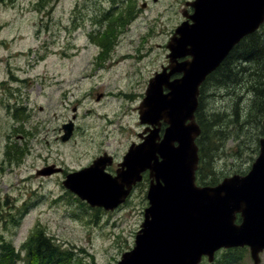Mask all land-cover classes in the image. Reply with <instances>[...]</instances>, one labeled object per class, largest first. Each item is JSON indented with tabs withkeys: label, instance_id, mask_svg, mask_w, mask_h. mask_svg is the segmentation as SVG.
<instances>
[{
	"label": "rangeland",
	"instance_id": "1",
	"mask_svg": "<svg viewBox=\"0 0 264 264\" xmlns=\"http://www.w3.org/2000/svg\"><path fill=\"white\" fill-rule=\"evenodd\" d=\"M38 3L0 1V161L4 136L9 133L13 139L21 132L13 128L15 120L6 109H24L27 123L23 131L31 135H25L28 137L22 144L31 148L28 161L33 164L27 170L0 166V256L6 248L19 252L36 230L69 252L73 264H117L134 246L147 206V186L135 190L127 203L112 212L90 209L74 195L62 193L54 178H36V155L63 159L76 167L91 162L103 149L114 150L117 156L124 152L134 133L142 129L137 109L147 82L168 53L163 46H156L164 40L160 26H165V19L160 18L150 36L139 32L144 24L135 25L130 33L119 32L114 38L116 46L95 64L98 49L88 32H98L89 22L91 16L97 20L102 15L100 4L92 0L86 9L77 0H56L49 10H37ZM90 4L98 7L89 8ZM260 34L264 35V26ZM240 54L234 52L235 56ZM232 65L230 77L208 81L199 99L201 121L213 115L221 119L214 126L218 138L211 140L213 145L204 154V161H210L200 174L206 184L213 179L219 183L245 170L264 137V116L256 113L251 98L242 91L248 80V64ZM210 90L214 93L211 96ZM73 109L77 125L74 137L61 144L55 139L56 129L72 117ZM12 217L19 219L14 226ZM230 250L219 251L212 262L204 264H253L248 251ZM258 264H264V251Z\"/></svg>",
	"mask_w": 264,
	"mask_h": 264
},
{
	"label": "water",
	"instance_id": "2",
	"mask_svg": "<svg viewBox=\"0 0 264 264\" xmlns=\"http://www.w3.org/2000/svg\"><path fill=\"white\" fill-rule=\"evenodd\" d=\"M195 4L193 25L178 30L182 38L171 49L179 51L176 57L188 55L191 61L175 65L173 56L169 73L163 69L149 80L139 107L141 124L153 126L161 120L167 124L162 138L158 129H147L142 143L129 150L125 172L115 178L98 175L97 161L72 174L83 175L74 191L79 200L113 210L125 200L131 185L141 180L140 173L149 172L143 222L133 248L117 264H199L205 256L212 262L220 249L243 246L249 247L258 264V254L264 250V137L247 175L224 178L213 187H197L194 177L199 86L236 43L264 23V0H197ZM173 73L182 76L168 82L164 75ZM237 213L242 217L239 226L234 225Z\"/></svg>",
	"mask_w": 264,
	"mask_h": 264
},
{
	"label": "flooded vegetation",
	"instance_id": "3",
	"mask_svg": "<svg viewBox=\"0 0 264 264\" xmlns=\"http://www.w3.org/2000/svg\"><path fill=\"white\" fill-rule=\"evenodd\" d=\"M0 1H13V0H0ZM38 1V0H37ZM54 1L56 0H39V3L37 4L35 8L37 10H40L42 7L49 10L53 7ZM81 3V6L83 8L87 9V4L92 0H77ZM95 3H99L100 6L104 9L102 12V15H99L100 17L97 20H93L91 16L90 25L92 28L96 27L98 28V32H94L93 29L89 30L88 34L93 35V37H90L91 43L98 49L95 57V64L98 63L99 60H102L106 57L107 53L111 52V48L115 47V40L114 38L116 34L120 32L127 33L131 31V28L138 24H144L140 25L141 27L145 28V30L140 29L139 32L144 36V33L148 34V36L152 35L156 28L153 30V28L156 25H160L161 19H165V26L161 24L160 29L164 30V40L161 45H156L157 47L163 46L168 53L165 55V61L164 64L161 65L159 71H155L153 76L149 79L151 80L156 74L162 73L163 69H166L165 73H169L168 66L171 64L172 57L174 56V64H180L182 62H189L191 61L190 56H184L179 57L176 55H179V51H176L177 53L175 55L174 51L171 49H174L178 47L177 41L181 39V34H178V30L180 28H191L193 25L192 17L196 14V6L195 4L197 0H93ZM196 5V6H195ZM106 6V7H105ZM98 7V4H90L89 8L95 9ZM101 19V20H100ZM100 20V21H99ZM105 23V27L103 28ZM148 27V29H147ZM170 27L169 31H166V28ZM103 28V30H100ZM120 29H126L125 32H121ZM120 30V31H119ZM158 32V31H157ZM168 33V36L166 34ZM258 33V31L256 32ZM163 34V33H162ZM161 34V35H162ZM98 36V38H96ZM101 39V40H100ZM114 40V41H113ZM245 43H247V36L244 37L240 42H238L235 46L232 47V49L226 54V56L223 58V60L218 64V66L209 73L205 80L202 82V84L199 86V95H198V104L199 99L201 97V91L202 88L207 84L208 81L214 80L216 82L219 81H226L230 77V70L232 68V64L234 62H237L238 64H241V62H245V50L241 51L240 55H234V52H237L238 47L241 46V48H245ZM90 45V43H88ZM177 45V46H176ZM181 51H183L181 49ZM180 51V52H181ZM184 52V51H183ZM17 71V69H14ZM100 70V69H99ZM167 77L168 82L177 80L181 78V73H173L169 76L164 75ZM147 82V87L148 83ZM147 89V88H146ZM146 92V90H145ZM163 94H166L168 90L163 87L162 88ZM208 94L211 96L214 93L210 90ZM145 97V93H144ZM142 98V101L144 99ZM140 102V104L142 103ZM139 104V107H140ZM139 107L137 109L138 112V120L140 127L142 128L140 132L134 133V139L129 141L127 144V148L124 150V152L117 156L113 152H116L114 150L108 151L107 149H103L100 153L95 155V158L91 160V162L87 163L86 165L81 166H68L63 159H51L50 157H42V155L38 154L36 155V163L37 165L34 167V173L36 174V178L38 179H48V178H54L55 185L57 188L61 190L62 193H69L74 195V191L77 190L75 185L80 184L79 181L80 178H83V175L78 174L73 175L75 173H79L82 170L88 169L94 161H97L95 165V172H97L98 175L108 177V178H115L118 176L119 173L125 172L126 166H125V158L129 152V150L132 147H135L142 143L143 137L147 134V129L156 128L158 129L157 133L160 138H162L165 129L167 128V124L161 120L158 122V124H155L153 126L149 124H141L139 119ZM10 113V116L15 120L13 123L15 125L13 128L20 129L21 132L17 133V135L12 139L11 134L7 133L3 145L2 150V159L0 163H2L1 168L3 166H13L14 168L20 169V167H23L24 170H27L31 167H33V164H30L28 161V158L31 154V148L28 147V145H23L22 142L25 141V137H28L31 135V132H24V127L27 123L26 118L27 115L24 113V109H14L12 112V109H6ZM130 110V109H129ZM133 110V109H131ZM73 115L70 119L67 120L65 123H61L60 126L56 129L57 133L55 136V139L59 141L61 144H67L71 142V140L74 137L75 130H76V109H73ZM198 118H200L198 114V109L195 112V121L198 122ZM107 122H112V119L105 118ZM70 131L68 138L64 140L63 138L66 136V131ZM146 132V133H144ZM2 135L1 127H0V136ZM28 135V136H25ZM17 139V141H14ZM36 140V139H35ZM19 142L17 145L16 143ZM22 147H25L22 148ZM254 159L252 160V162ZM251 162V164H252ZM250 165L246 167L245 170L233 173L232 175H238V176H244L248 173L250 170ZM201 167V166H200ZM200 169V168H199ZM199 169L195 172V184L197 186H204L199 183ZM97 170V171H96ZM231 175V176H232ZM82 176V177H81ZM141 180L134 185H131L129 192L127 194V197L125 198L124 202L120 205L127 203L131 197V195L135 192V190L141 188L142 186H147L146 193L148 190V187L151 182V178L149 177V172L146 170L142 173H140ZM70 177V178H69ZM85 177V176H84ZM82 181L86 182L82 179ZM67 184V185H66ZM82 185H84L82 183ZM80 186V185H79ZM78 191V190H77ZM146 197V195H145ZM147 201V199H146ZM84 203L85 202H82ZM87 205V204H85ZM88 206V205H87ZM118 206L116 209H119ZM148 206V202H147ZM146 206V207H147ZM90 209H99L104 210L103 208H91ZM106 211V212H112ZM19 221L18 218L12 217L11 218V224L14 226ZM242 222V217L239 213L235 214V224H240ZM1 223L5 224V221L1 220ZM248 251L249 249L247 247L242 248H233L230 251Z\"/></svg>",
	"mask_w": 264,
	"mask_h": 264
},
{
	"label": "trees",
	"instance_id": "4",
	"mask_svg": "<svg viewBox=\"0 0 264 264\" xmlns=\"http://www.w3.org/2000/svg\"><path fill=\"white\" fill-rule=\"evenodd\" d=\"M262 36L264 35H257L256 32L247 36V43L244 45L245 48L238 47L237 52L241 53L242 50H245V53L247 54L244 63L248 64L249 75L242 91L246 92V96L251 98V106L253 109H256V113L263 118L264 40L262 39ZM238 69L243 70L245 68L238 67ZM249 105L250 103L248 102L247 106ZM200 118H198L201 127L199 141H201L202 144L199 145L198 141L201 166L199 169V183L204 185L206 182L200 175L201 170L206 169L210 163V161H204V154H207L208 151L206 150L213 145L211 140L218 138V131H216V127L214 128V126L217 125L221 119L214 115L212 116V119L208 117L204 121H201ZM212 183H215L214 179ZM21 246L22 248L17 253H14L11 248H6L8 251H2L3 253L0 256V264H14L17 261H21L22 264H73L72 255L69 252L61 250L59 245L55 244L45 235L39 234L36 230L26 238ZM21 254H23L22 257ZM217 264H224V262H217Z\"/></svg>",
	"mask_w": 264,
	"mask_h": 264
}]
</instances>
